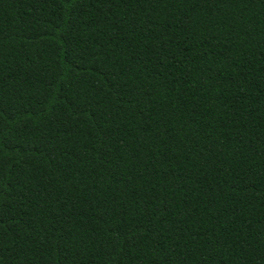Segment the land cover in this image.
<instances>
[{
  "label": "trees",
  "instance_id": "16d2710c",
  "mask_svg": "<svg viewBox=\"0 0 264 264\" xmlns=\"http://www.w3.org/2000/svg\"><path fill=\"white\" fill-rule=\"evenodd\" d=\"M0 264H264V0H0Z\"/></svg>",
  "mask_w": 264,
  "mask_h": 264
}]
</instances>
